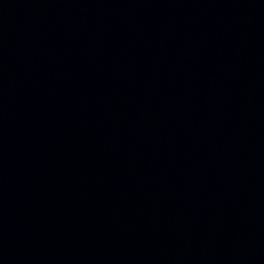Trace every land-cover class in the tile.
Returning a JSON list of instances; mask_svg holds the SVG:
<instances>
[{
  "label": "water",
  "instance_id": "obj_1",
  "mask_svg": "<svg viewBox=\"0 0 264 264\" xmlns=\"http://www.w3.org/2000/svg\"><path fill=\"white\" fill-rule=\"evenodd\" d=\"M0 264H264V0H0Z\"/></svg>",
  "mask_w": 264,
  "mask_h": 264
}]
</instances>
